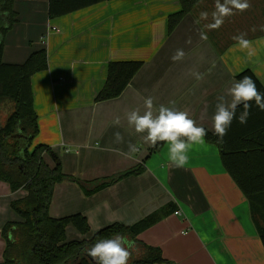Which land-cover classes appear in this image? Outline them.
<instances>
[{"label":"crops","instance_id":"obj_1","mask_svg":"<svg viewBox=\"0 0 264 264\" xmlns=\"http://www.w3.org/2000/svg\"><path fill=\"white\" fill-rule=\"evenodd\" d=\"M48 1L15 0L18 21L4 40L6 63H23L32 52L47 51L48 68L31 77L39 128L33 145H49L63 172L93 185L144 165L141 172L91 194L74 181L57 183L51 216L79 212L90 227L82 234L69 224L67 239H89L115 222L133 224L174 202L179 213L174 211L138 235L161 249L169 261L165 264H264V246L249 202L223 165L219 147L205 139L193 145L188 163L177 168L168 160L167 144L151 151L153 146L143 141L145 134L136 133L126 118L135 109L143 113L144 100L151 96L154 109L163 104L187 111L198 126L213 132L217 97L239 73L249 69L264 85V0H249L247 11L226 17L218 30L204 28L211 15L195 23L201 11L211 14L214 0H201L173 29L169 18L182 9L180 0H106L52 18ZM202 30L207 40L200 38ZM240 33L247 34L255 49L251 58L232 39ZM178 49L185 55L173 61ZM130 60L142 65L123 92L97 101L109 62ZM192 72L203 73L204 79L197 81ZM116 117L119 125L114 124ZM116 132L123 143L115 142ZM129 143L140 149L131 158L121 154L128 152ZM61 189L66 193L60 206ZM25 195L24 189L12 191L0 180V263L6 246L3 226L22 220L11 202Z\"/></svg>","mask_w":264,"mask_h":264},{"label":"trees","instance_id":"obj_2","mask_svg":"<svg viewBox=\"0 0 264 264\" xmlns=\"http://www.w3.org/2000/svg\"><path fill=\"white\" fill-rule=\"evenodd\" d=\"M106 0H49V17L62 16ZM201 0H180L182 9L169 18L173 29ZM15 0H0V180L9 183L12 191L24 189L26 195L11 202L21 221H8L1 234L6 241L3 262L0 264H96L87 255V248L100 239L114 234L126 236L135 242L130 250L128 264H165L169 261L159 247L146 244L138 238L145 229L176 211L169 202L130 225L111 223L95 232L89 239H67L66 227L73 225L78 232H89V223L82 213L53 217L50 206L57 183L74 181L85 194H91L126 175L137 174L143 164L110 180L92 184L63 172L59 157L43 143L33 145L38 133L37 114L33 106L31 77L48 68V55L42 48L32 52L19 64L3 61L4 40L18 21ZM141 61H111L108 64L105 85L96 100L118 97L140 69ZM250 76L257 89L264 93V85L247 69L237 79ZM237 109V116L242 111ZM206 129V128H205ZM207 130V129H206ZM209 143L219 147L223 165L246 196L253 223L264 246V111L253 102L246 124L233 120L223 142L207 130ZM161 143L151 148L154 151ZM48 156L51 158L48 160Z\"/></svg>","mask_w":264,"mask_h":264},{"label":"clouds","instance_id":"obj_3","mask_svg":"<svg viewBox=\"0 0 264 264\" xmlns=\"http://www.w3.org/2000/svg\"><path fill=\"white\" fill-rule=\"evenodd\" d=\"M251 7L249 0H214V10L209 14L201 11L195 23L206 21L211 15V22L204 24L207 30H218L224 24L225 18L234 15L236 12L243 13ZM255 30V29H253ZM264 31V26L261 27ZM246 33L233 36L237 46L241 51H247L249 58L253 57L255 49L246 38ZM200 38L207 40L205 31H200ZM187 43H191L189 39ZM182 49H178L172 56L173 61H179L184 57ZM215 65H213L214 67ZM211 69H209V74ZM191 75L197 80H203L204 74L192 72ZM253 102L255 106L264 111V93L257 89L255 81L250 76H243L242 79L234 81L223 95L217 97L216 110L212 116L213 133L218 137L219 142L227 135L233 120L240 124H246L250 116ZM174 105L175 101H170ZM242 107V111L237 116V109ZM144 111L139 109L129 111L126 115L129 126L133 127L138 134H145L143 141L152 146L158 143L168 145V160L172 166L183 168L189 160L188 152L193 145H200L205 142L207 130L198 126L196 121L190 118L187 111L175 109L161 104L158 109H154V98L149 96L144 100ZM120 118L116 117L114 124L119 125ZM115 142L123 143V136L115 133ZM140 149L137 145L129 143L128 152L122 155L131 158L132 154ZM68 151H72L69 146ZM119 152V150H117ZM135 248V242L119 233L110 238L100 239L87 248V255L96 264H128L131 251Z\"/></svg>","mask_w":264,"mask_h":264},{"label":"rangeland","instance_id":"obj_4","mask_svg":"<svg viewBox=\"0 0 264 264\" xmlns=\"http://www.w3.org/2000/svg\"><path fill=\"white\" fill-rule=\"evenodd\" d=\"M65 193H66V190H63V189L58 191V195H59L58 200H59L60 206L63 204V197H64Z\"/></svg>","mask_w":264,"mask_h":264},{"label":"built area","instance_id":"obj_5","mask_svg":"<svg viewBox=\"0 0 264 264\" xmlns=\"http://www.w3.org/2000/svg\"><path fill=\"white\" fill-rule=\"evenodd\" d=\"M175 213H179V211H178V210H176V211H175Z\"/></svg>","mask_w":264,"mask_h":264}]
</instances>
